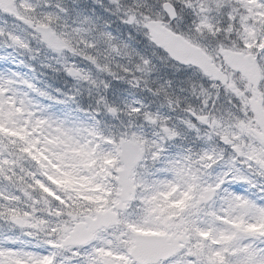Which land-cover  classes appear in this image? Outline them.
I'll return each mask as SVG.
<instances>
[{"label":"clouds","instance_id":"obj_1","mask_svg":"<svg viewBox=\"0 0 264 264\" xmlns=\"http://www.w3.org/2000/svg\"><path fill=\"white\" fill-rule=\"evenodd\" d=\"M0 149V264H264V0H8Z\"/></svg>","mask_w":264,"mask_h":264},{"label":"water","instance_id":"obj_2","mask_svg":"<svg viewBox=\"0 0 264 264\" xmlns=\"http://www.w3.org/2000/svg\"><path fill=\"white\" fill-rule=\"evenodd\" d=\"M8 0H0V8L4 7V4ZM172 46L177 49L179 55H189V50L177 44L175 41L171 42ZM143 234V233H142ZM145 236H157L158 234H143ZM162 241L144 240L139 242L138 247L140 250L139 258L142 264H151V260L154 258L158 248L161 246Z\"/></svg>","mask_w":264,"mask_h":264},{"label":"trees","instance_id":"obj_3","mask_svg":"<svg viewBox=\"0 0 264 264\" xmlns=\"http://www.w3.org/2000/svg\"><path fill=\"white\" fill-rule=\"evenodd\" d=\"M0 152H2V149H0ZM0 159H2V156H0ZM7 194H8V190L6 186L4 185L2 181H0V201H3L5 197L7 196Z\"/></svg>","mask_w":264,"mask_h":264},{"label":"rangeland","instance_id":"obj_4","mask_svg":"<svg viewBox=\"0 0 264 264\" xmlns=\"http://www.w3.org/2000/svg\"><path fill=\"white\" fill-rule=\"evenodd\" d=\"M139 231L141 233H145V234H162V233H159L157 231H154V230H149V229H139ZM213 243H219V241H213Z\"/></svg>","mask_w":264,"mask_h":264},{"label":"snow or ice","instance_id":"obj_5","mask_svg":"<svg viewBox=\"0 0 264 264\" xmlns=\"http://www.w3.org/2000/svg\"><path fill=\"white\" fill-rule=\"evenodd\" d=\"M205 235H207V233H204Z\"/></svg>","mask_w":264,"mask_h":264}]
</instances>
